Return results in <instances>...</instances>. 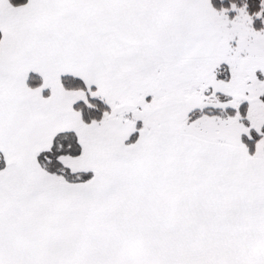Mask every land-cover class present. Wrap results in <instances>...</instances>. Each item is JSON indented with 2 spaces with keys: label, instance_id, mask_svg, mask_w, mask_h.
<instances>
[{
  "label": "snow or ice",
  "instance_id": "obj_1",
  "mask_svg": "<svg viewBox=\"0 0 264 264\" xmlns=\"http://www.w3.org/2000/svg\"><path fill=\"white\" fill-rule=\"evenodd\" d=\"M0 264H264V0H0Z\"/></svg>",
  "mask_w": 264,
  "mask_h": 264
}]
</instances>
